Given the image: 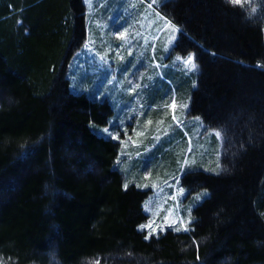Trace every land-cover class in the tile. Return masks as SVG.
<instances>
[{"label":"trees","instance_id":"16d2710c","mask_svg":"<svg viewBox=\"0 0 264 264\" xmlns=\"http://www.w3.org/2000/svg\"><path fill=\"white\" fill-rule=\"evenodd\" d=\"M83 12L81 0H0V258L5 264H264V24L226 0L164 3L159 13L177 29L171 51L194 54L197 75L164 67L161 50L155 59L165 74L155 79L153 59L142 71L141 52L105 42L110 63L111 51L117 60L130 54L128 68L142 71L137 86L126 83L130 75L116 80L126 85L131 107L144 100L137 92L145 86L148 105H168V81L184 99L192 97L191 131L199 132L202 121L227 141L217 172L209 170L217 164L200 160L182 178L189 231L149 236L140 230L149 220L146 199L154 185L175 180L177 164L171 156L162 166L146 162L160 160L158 150L149 153L153 136L164 137L171 119L149 117L153 128L135 126L128 137L112 139V126L124 122L117 104L102 94L100 78L92 87L96 76L87 78L83 57L73 56L85 40ZM100 24L99 34L108 26ZM72 70L82 71L75 74L85 88L77 89ZM184 138L177 130L165 141L168 154L180 152ZM124 157L131 179L121 171ZM205 192L190 211L195 194Z\"/></svg>","mask_w":264,"mask_h":264},{"label":"rangeland","instance_id":"374dc122","mask_svg":"<svg viewBox=\"0 0 264 264\" xmlns=\"http://www.w3.org/2000/svg\"><path fill=\"white\" fill-rule=\"evenodd\" d=\"M168 1L170 0H156V2H154V0H149L150 4H146L143 0H81L84 8L83 15L85 17V40L79 45L76 52H74L75 50L73 51V56L76 58L82 56L83 63L88 65L89 71L87 72V78H90L92 75L96 76L93 78V82H90L93 83L92 87L95 88V82L100 78L103 84L101 90L102 94L109 96L108 98L111 103L117 104L116 112L123 118L124 122L112 126V129H110L112 132L111 137L116 136L117 138H120L122 135L128 137L129 132L135 131V126H139L140 131H143L147 127L153 128V121H149V117L151 119V117L157 118L160 116L162 119H171V122H169L166 127H163L166 129V133L163 134L165 135L164 137H158L157 135L153 136L156 143L149 153L153 154L155 150H158L159 154L158 152L155 154L159 155L160 160L157 158L151 161L153 158L151 157L150 161H147L146 164H159V166H162V163L169 161V156L173 158L176 157L175 164L177 165L171 172V177L175 176L176 178L173 181L165 182L163 184L164 186L158 185L150 189L145 204V209L146 206L150 209L146 211L149 220L144 225L150 224L151 227L143 229L147 235H149L152 229H156L153 234L157 235L162 232L160 230L161 227H163V231H165L168 228L179 226V220L183 219L184 213V207L182 204L185 205L190 199L186 192L187 190L182 188V178L188 173L194 172L192 165L197 161L202 160L205 161L206 164L208 161L210 164L219 163L220 165L223 158L221 156V151L224 153L223 143L225 144V142H227L220 132L219 138L216 135V131L211 130L210 133V129H208L202 121L200 123L199 132L197 130L194 132L191 131L193 126L190 122L191 117L189 116V112L192 97L190 95L188 99H184L186 97L183 98L181 94H177V90L172 83L166 81L171 89V97L169 98V101L167 100L168 105L165 101L148 105L146 103V95L149 92V87L145 86L140 88L137 92V96H141V99L144 100L141 101V104H135L134 107H131L128 104L129 94L126 85L123 86L122 84H116V80L119 77L122 76L126 79V76L130 75L126 83L130 87L137 86L138 81L141 78V72L145 71L143 68H146L148 71L150 69V58L153 59V68L156 69V71H154L156 74H154L153 78L161 79L165 72L163 73L162 68H159V61L155 59V54L161 50H163L161 53V63L164 67L173 69L180 65L185 73L198 74V67H196L195 70L189 71L181 61L176 59L179 55H175L171 51V48L174 47L178 38L177 30L173 32L172 25L165 21L159 13V9L162 5ZM149 5H151V7H149ZM238 6L245 15L253 16L256 18V22L258 21V23L262 22L264 24V0H248L247 3H243V6ZM253 9H255V11H253ZM96 21H101V29H103V25L105 28L108 23V26L102 30L101 34H99V30H96L98 29L97 26H95ZM124 29H127V33ZM106 31H110V37L105 36ZM121 33H124L123 38L120 36ZM262 33L264 41V25ZM105 42L113 47H124L126 45L129 52L133 49L137 52H141L138 53L140 55L139 59L141 61L144 57L145 64L138 61V63H140L138 66L139 68H142V71L128 68L133 62L131 60L132 56H129L130 54L121 56L122 59L117 60L116 55H118V53L111 51L110 56L115 58V63L113 62L114 65L110 63L108 60L109 55L106 56V53H109V50H107ZM188 55L180 57L186 58ZM101 62L105 64L108 63L107 65L109 68L106 70ZM75 73L82 74V71H71L73 78L75 77L73 83L77 85V89H81L82 87L85 88V82L84 86L81 81V83H78V77ZM147 79L150 80L151 77ZM90 83L88 84V89ZM97 84H101V81ZM161 87L160 82L159 88ZM153 88H158L157 80H155ZM151 90L152 88H150V91ZM166 90H164L163 93L165 96L167 95ZM123 102H126V104L123 105ZM173 102L175 103L174 107ZM181 105H186V107H181ZM182 113H184V116L180 122L177 115L181 116ZM173 117H175V119ZM183 126L185 127L183 128ZM177 130H181L184 134L185 145L180 152H178L177 149L168 154L169 150L167 151L164 147V144L166 143L165 141L172 142L171 139L172 137H176ZM233 143H231L229 149L234 148ZM180 148H182L181 145ZM128 159V157H124L121 160L123 161L120 163L122 164L121 171L126 177L128 176L131 179L133 173L130 170L131 164H127L129 162ZM185 160L189 162L186 166ZM200 165L201 164H199V166ZM182 166H184L183 170H181ZM141 171L145 178H149L148 169H145V167L142 166ZM210 172L215 173L213 171ZM177 178H179L178 182ZM190 183L194 184L195 182L191 180ZM169 185H171L172 189H168V187L166 188V186ZM179 189H183V192H179ZM187 196L188 199H186ZM197 196L198 194H195L192 198L194 204L190 211L202 203L209 196V193H207L206 196H202L199 200L195 199ZM187 212L189 214V210ZM173 221H176V223L173 224ZM169 225L172 226L170 227ZM0 261L5 264L1 258Z\"/></svg>","mask_w":264,"mask_h":264},{"label":"snow or ice","instance_id":"6c2138e0","mask_svg":"<svg viewBox=\"0 0 264 264\" xmlns=\"http://www.w3.org/2000/svg\"><path fill=\"white\" fill-rule=\"evenodd\" d=\"M154 2H156V0H154ZM226 2L227 3H231L233 5H241V6H243V3H247L248 0H226ZM149 7H151V5H149ZM253 11H255V9H253ZM172 30H173V32H175L177 29L175 28V26H172ZM120 36H121V38H123L124 33H121ZM176 59L178 61H181L185 65V67L188 68L189 71L195 70L196 67H197V65L195 63L194 54H189L186 58H182L180 56H177ZM174 106H175V103L173 102V107ZM181 107H186V105H181ZM173 118L175 119V117H173ZM104 131L105 132H108V129H105ZM216 135H217L218 138L220 137V133L219 132H217ZM112 138L113 139H117L116 136H113ZM188 164H189V162L187 160H185V166L188 165ZM183 167L184 166H182V169L181 170H183ZM218 169H220L219 163H217L216 168L209 169V170L210 171H213V172H217ZM178 179L179 178H177V182H178ZM127 187H128V184H125L124 185V188L127 189ZM179 192L182 193L183 192V189H179ZM206 195H207L206 192L205 193H202V194L198 195L195 199L196 200H199V199H201L202 196H206ZM145 210L148 211L150 209L146 206V209ZM190 222H191V215L189 214L188 221L185 222L184 219H180L179 220V226L173 227V230L174 231H177V232H179L181 230H183V231H189L188 224ZM175 223H176V221H173V224H175ZM169 226L171 227L172 225H169ZM147 227H151V225L150 224L149 225H140V230H143L144 228H147ZM160 230L163 231V227H161ZM155 231H156V229H152V231L149 233V236L152 235L153 233H155ZM149 236H146L145 239H148ZM0 264H3V262L0 261ZM95 264H99V261H96Z\"/></svg>","mask_w":264,"mask_h":264}]
</instances>
